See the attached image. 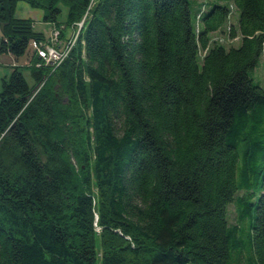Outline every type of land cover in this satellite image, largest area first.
<instances>
[{"label": "trees", "instance_id": "trees-1", "mask_svg": "<svg viewBox=\"0 0 264 264\" xmlns=\"http://www.w3.org/2000/svg\"><path fill=\"white\" fill-rule=\"evenodd\" d=\"M18 2L82 24L2 82L0 264H264V0H0L15 58Z\"/></svg>", "mask_w": 264, "mask_h": 264}, {"label": "rangeland", "instance_id": "rangeland-1", "mask_svg": "<svg viewBox=\"0 0 264 264\" xmlns=\"http://www.w3.org/2000/svg\"><path fill=\"white\" fill-rule=\"evenodd\" d=\"M199 3H202V0H199ZM60 9H61V14L57 18V24L59 25L61 29H63V27L65 26L68 9L62 5H60ZM197 9H201L200 4H195L194 1H190V10L192 12V15H195V12ZM14 17L17 19H30L33 24V30L36 33L42 34L45 37L46 41L47 40L51 41V39L54 38V35L52 33L56 27L53 23L46 22L43 20L44 11L40 9H33L24 2H18L16 9H15ZM235 18L237 19V14L234 15L233 13L230 19V23L232 24L235 23L236 22ZM79 29L80 28L77 24L76 29L67 28L66 30H64L66 40L62 41L63 49L67 47V44L72 42V40L78 33ZM1 38H2V32L0 30V41H1ZM236 43L237 41H234L233 43L226 41L225 44L227 46H230ZM63 49H62V52H64ZM32 54L33 53H32L31 47H28L24 56L20 58H15L13 55L8 54V53H0V93H1L2 82L9 78L14 67H19L25 79L28 81L29 84H31L29 72L27 69H25V66L28 64ZM254 75L256 77L255 81L258 82L259 85L264 88V62L263 61L260 62L259 66L255 69ZM228 219L230 223H235V210L232 204L228 206Z\"/></svg>", "mask_w": 264, "mask_h": 264}, {"label": "built area", "instance_id": "built-area-1", "mask_svg": "<svg viewBox=\"0 0 264 264\" xmlns=\"http://www.w3.org/2000/svg\"><path fill=\"white\" fill-rule=\"evenodd\" d=\"M79 28H81V24H78ZM79 32V31H78ZM54 38L47 40L45 42H39L32 40L30 42V47L32 51L37 55L38 58L44 61L45 64H49L51 66H58L67 56L68 52L74 45L77 39V35L74 37L71 43L67 44L65 49L62 48V42L59 40V31L54 30L53 33ZM62 49L64 52H62Z\"/></svg>", "mask_w": 264, "mask_h": 264}, {"label": "water", "instance_id": "water-1", "mask_svg": "<svg viewBox=\"0 0 264 264\" xmlns=\"http://www.w3.org/2000/svg\"><path fill=\"white\" fill-rule=\"evenodd\" d=\"M0 30H1V32L3 31V26L2 25H0Z\"/></svg>", "mask_w": 264, "mask_h": 264}, {"label": "bare ground", "instance_id": "bare-ground-1", "mask_svg": "<svg viewBox=\"0 0 264 264\" xmlns=\"http://www.w3.org/2000/svg\"><path fill=\"white\" fill-rule=\"evenodd\" d=\"M75 44V43H74Z\"/></svg>", "mask_w": 264, "mask_h": 264}]
</instances>
